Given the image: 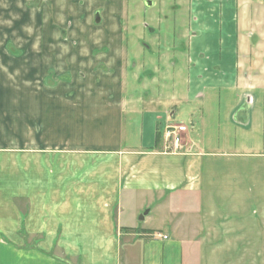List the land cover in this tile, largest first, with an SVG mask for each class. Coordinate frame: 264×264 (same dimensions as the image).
Wrapping results in <instances>:
<instances>
[{
  "label": "crops",
  "instance_id": "crops-1",
  "mask_svg": "<svg viewBox=\"0 0 264 264\" xmlns=\"http://www.w3.org/2000/svg\"><path fill=\"white\" fill-rule=\"evenodd\" d=\"M12 1L0 5V264H228L231 251L240 264L260 251L248 237L264 234V101L246 65L220 87L237 100L219 135L210 98L174 152L173 103L129 95L109 22L102 35L73 19L59 36L65 0Z\"/></svg>",
  "mask_w": 264,
  "mask_h": 264
},
{
  "label": "rangeland",
  "instance_id": "rangeland-1",
  "mask_svg": "<svg viewBox=\"0 0 264 264\" xmlns=\"http://www.w3.org/2000/svg\"><path fill=\"white\" fill-rule=\"evenodd\" d=\"M43 1L48 0H40V3ZM69 1L65 0L62 12L68 10L70 16L56 25V35L70 37L74 34L72 23L80 18L83 20L80 23L96 24V29L105 35L108 30L105 24L109 22V29L117 32L118 53L128 64L129 95L146 101L173 103L172 123L190 127L191 120L195 121L194 114L202 108L201 103L211 98L213 108L211 113L206 109L205 116L206 121L212 123L211 134L218 136V122L237 100L234 91L220 87L233 84L237 71L245 74L242 69L245 65L247 73L260 80L255 94L259 102L264 101V85L261 89L264 83V0H151L152 7L146 6L147 0H94L97 6L93 8L89 4L91 0H80L81 6L77 0ZM2 3L12 4L13 1L0 0V5ZM96 13L100 14V23L96 22ZM103 50L98 52L103 53ZM199 94H203V98ZM219 101L225 103L223 107L219 108ZM259 109H264V103ZM140 119L137 115L127 123L130 131L133 130L129 132L130 144L140 138ZM260 173L264 179V167ZM252 210L260 212L256 205ZM251 239L257 244L258 240L262 241L263 246L259 248L262 252L253 247L241 255L240 264H262L264 234L248 237ZM225 255L228 264L237 261L238 253L231 251Z\"/></svg>",
  "mask_w": 264,
  "mask_h": 264
},
{
  "label": "built area",
  "instance_id": "built-area-1",
  "mask_svg": "<svg viewBox=\"0 0 264 264\" xmlns=\"http://www.w3.org/2000/svg\"><path fill=\"white\" fill-rule=\"evenodd\" d=\"M192 124V123H191ZM189 126L181 123H168L165 132L166 148L176 152L179 150L185 141V133L188 132Z\"/></svg>",
  "mask_w": 264,
  "mask_h": 264
},
{
  "label": "water",
  "instance_id": "water-1",
  "mask_svg": "<svg viewBox=\"0 0 264 264\" xmlns=\"http://www.w3.org/2000/svg\"><path fill=\"white\" fill-rule=\"evenodd\" d=\"M39 3H40V0H37L35 4H39ZM152 5H153V1H151V0H147L146 1V6L147 7H152ZM96 22L97 23H100L101 22V17H100V14L99 13L96 15ZM150 31H153V30L150 29ZM145 214H147V211L143 215L140 216V219H144V215Z\"/></svg>",
  "mask_w": 264,
  "mask_h": 264
},
{
  "label": "flooded vegetation",
  "instance_id": "flooded-vegetation-1",
  "mask_svg": "<svg viewBox=\"0 0 264 264\" xmlns=\"http://www.w3.org/2000/svg\"><path fill=\"white\" fill-rule=\"evenodd\" d=\"M37 1V0H36ZM98 13H96V15H97ZM96 15H95V19H96Z\"/></svg>",
  "mask_w": 264,
  "mask_h": 264
}]
</instances>
